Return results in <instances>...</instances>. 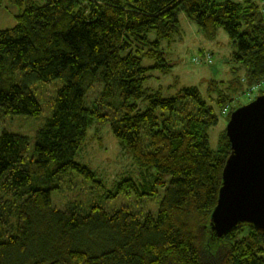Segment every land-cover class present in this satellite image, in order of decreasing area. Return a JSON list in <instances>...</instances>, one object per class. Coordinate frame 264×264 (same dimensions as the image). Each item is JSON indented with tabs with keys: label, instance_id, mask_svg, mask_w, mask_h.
I'll return each instance as SVG.
<instances>
[{
	"label": "trees",
	"instance_id": "16d2710c",
	"mask_svg": "<svg viewBox=\"0 0 264 264\" xmlns=\"http://www.w3.org/2000/svg\"><path fill=\"white\" fill-rule=\"evenodd\" d=\"M7 2L20 12L0 30V121L38 119L30 86L63 85L32 155L27 137L0 133V264H264V231L239 225L217 238L210 225L231 147L225 130L211 150L209 132L222 115L228 123L234 97L264 83L259 0ZM181 15L207 40L226 33L244 79L209 81L207 98L196 87L164 98L145 86L148 72H171L162 44L180 33ZM145 59L154 65L143 67ZM96 84L105 114L84 105ZM93 122L110 125L140 171L155 172L164 192L157 214L101 203L54 208L51 196L71 171L101 186L75 161Z\"/></svg>",
	"mask_w": 264,
	"mask_h": 264
},
{
	"label": "rangeland",
	"instance_id": "374dc122",
	"mask_svg": "<svg viewBox=\"0 0 264 264\" xmlns=\"http://www.w3.org/2000/svg\"><path fill=\"white\" fill-rule=\"evenodd\" d=\"M20 10L9 5L7 0H0V30L15 26L13 16ZM180 33L173 37L170 44L163 43L162 49L166 60L172 65L171 72L162 76L158 70L148 72L152 78L145 82L148 88H161L164 98L174 97L182 88L196 87L207 98L206 91L209 81L229 82L234 77L246 76L245 68L235 62L232 54L235 47L223 30H218L214 40H207L199 29L189 22L184 15L180 16ZM154 36L152 35L151 38ZM212 58L211 63H205V56ZM197 59V61H195ZM143 67L150 68L154 63L143 60ZM244 81V80H243ZM63 82L55 80L50 84L34 83L30 86L36 99L41 105L42 113L38 119L23 116L5 117L0 121V133L7 131L29 139V155L34 152L35 136L45 121L52 115L53 104L57 90ZM264 87V83L253 85L245 90ZM102 86L96 84L84 98L87 108L97 109L105 114L99 95ZM243 92L230 104V114L240 106L252 102L256 95H246ZM145 105H142V109ZM227 118L219 117L218 124L209 132V147L216 150L221 133L226 130ZM76 162L88 167L95 175L101 186L90 183L75 171L61 178L59 190L51 196L52 205L59 210L71 209L72 206L86 208L93 203H101L109 212L126 208L140 214H157L163 199V188L154 183L155 172L140 171L134 164L131 154L125 146L112 134L109 124L93 122L87 132L86 140L76 156ZM138 185L141 194L138 196L129 182ZM121 185V189L118 187ZM156 187L155 191L148 189ZM145 194V195H144ZM148 194V196H146ZM114 196V197H113Z\"/></svg>",
	"mask_w": 264,
	"mask_h": 264
},
{
	"label": "water",
	"instance_id": "95a60500",
	"mask_svg": "<svg viewBox=\"0 0 264 264\" xmlns=\"http://www.w3.org/2000/svg\"><path fill=\"white\" fill-rule=\"evenodd\" d=\"M226 138L231 153L211 228L217 238L239 225L264 231V94L231 113Z\"/></svg>",
	"mask_w": 264,
	"mask_h": 264
},
{
	"label": "built area",
	"instance_id": "2783aa9c",
	"mask_svg": "<svg viewBox=\"0 0 264 264\" xmlns=\"http://www.w3.org/2000/svg\"><path fill=\"white\" fill-rule=\"evenodd\" d=\"M259 3H260V13H261V16L264 20V0H259ZM197 61V59L195 60ZM212 61V58L209 57L208 55L205 56V63H211ZM258 88L259 87H254L252 88L248 93H246V95H251L252 93H254L255 95H257V91H258Z\"/></svg>",
	"mask_w": 264,
	"mask_h": 264
}]
</instances>
